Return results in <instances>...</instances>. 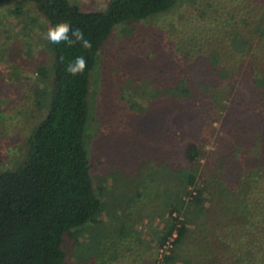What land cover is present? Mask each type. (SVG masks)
<instances>
[{
	"label": "rangeland",
	"instance_id": "1",
	"mask_svg": "<svg viewBox=\"0 0 264 264\" xmlns=\"http://www.w3.org/2000/svg\"><path fill=\"white\" fill-rule=\"evenodd\" d=\"M71 1L94 10L111 0ZM48 28L35 2L0 3V170L27 158V139L47 114L54 58ZM176 74L203 85L195 167L217 223L228 219L221 150L226 143H264V0H178L166 12L117 26L99 50L86 141L106 209L101 225L66 237L67 264L157 260L151 240L168 216L160 193L168 182L157 167L163 132L157 114L146 110L158 98V77ZM198 240L193 232L183 243L178 264ZM205 264H225L218 245Z\"/></svg>",
	"mask_w": 264,
	"mask_h": 264
},
{
	"label": "trees",
	"instance_id": "2",
	"mask_svg": "<svg viewBox=\"0 0 264 264\" xmlns=\"http://www.w3.org/2000/svg\"><path fill=\"white\" fill-rule=\"evenodd\" d=\"M30 1L48 19L47 35L61 26L75 27L92 46H49L54 58L47 114L27 139V158L0 170V264H67L66 237L101 225L106 209L94 188L86 141L91 76L99 50L117 26L166 12L178 0H111L106 9L94 10L71 0L0 3ZM81 55L84 72L67 73V63ZM42 72L46 75L47 68ZM160 78L158 98L146 114H157L154 124L163 132L157 141L162 143L157 173L168 182L160 191L168 216L151 240L159 254L153 264H178L176 255L193 232H199V244L184 252V264H205L216 245L225 264H264V143H226L222 148L220 190L229 217L217 223L195 167L201 155L196 117L203 85L177 74Z\"/></svg>",
	"mask_w": 264,
	"mask_h": 264
},
{
	"label": "clouds",
	"instance_id": "3",
	"mask_svg": "<svg viewBox=\"0 0 264 264\" xmlns=\"http://www.w3.org/2000/svg\"><path fill=\"white\" fill-rule=\"evenodd\" d=\"M46 42L50 47L59 48L60 46H71L77 42L85 48H91V42L85 38L84 33L79 28H69L61 26L54 31L49 32L46 37ZM86 61L84 56H76L73 60L67 63L65 71L73 76L83 73L85 70Z\"/></svg>",
	"mask_w": 264,
	"mask_h": 264
},
{
	"label": "built area",
	"instance_id": "4",
	"mask_svg": "<svg viewBox=\"0 0 264 264\" xmlns=\"http://www.w3.org/2000/svg\"><path fill=\"white\" fill-rule=\"evenodd\" d=\"M171 245V244H170ZM168 248V247H167ZM165 250V248L162 249V251Z\"/></svg>",
	"mask_w": 264,
	"mask_h": 264
}]
</instances>
